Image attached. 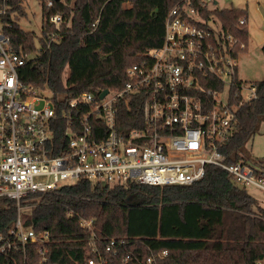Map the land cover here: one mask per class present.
<instances>
[{
  "label": "built area",
  "instance_id": "built-area-1",
  "mask_svg": "<svg viewBox=\"0 0 264 264\" xmlns=\"http://www.w3.org/2000/svg\"><path fill=\"white\" fill-rule=\"evenodd\" d=\"M9 1L0 0V199L15 200L19 214L0 234V264L48 262L50 233L25 224L22 200L82 179L125 188L190 185L214 164L238 185L264 190V168L244 160L228 163L221 152L235 134L232 87L242 100H250L256 90L249 86L252 93L243 99L246 83L237 84L239 39L222 24L209 25L196 0L171 8L162 44L127 68L121 88L108 89L104 97L84 91L66 103L21 77L28 55L7 33ZM197 1L203 8L214 0ZM53 4L47 1L48 7ZM50 21L59 24L62 16L52 15ZM240 24L248 25V18ZM139 102L140 114L124 115L125 103ZM81 225L91 226V221ZM125 245L124 239H111L105 252L93 248L86 264H108L105 253L118 254ZM166 254H152L143 263ZM134 258L132 252L123 254L124 262Z\"/></svg>",
  "mask_w": 264,
  "mask_h": 264
},
{
  "label": "trees",
  "instance_id": "trees-1",
  "mask_svg": "<svg viewBox=\"0 0 264 264\" xmlns=\"http://www.w3.org/2000/svg\"><path fill=\"white\" fill-rule=\"evenodd\" d=\"M38 1L41 34L21 27L20 17L27 15L24 0L9 1L7 33L28 55L21 77L66 103L84 91L99 95L121 88L127 68L162 44L166 18L183 0H54L51 7L48 0ZM195 4L213 22L209 25L222 24L238 37L236 51L248 49V25L240 24L248 18L247 7ZM55 14L62 16L59 24L50 21ZM250 86L256 90L250 100L231 90L235 134L221 146L228 163L249 161L247 143L264 120V78ZM140 103H125L124 115L140 114ZM22 205L25 224L50 233L46 264H86L85 256L93 248L104 250L111 239H124L126 245L118 254L105 253L108 264H144L164 250L167 254L153 264H264V204L214 164L190 185L133 183L125 188L82 179L56 192L30 194ZM18 214L15 200L0 199V234L9 231ZM83 220L91 226H82ZM126 252L137 258L124 262Z\"/></svg>",
  "mask_w": 264,
  "mask_h": 264
},
{
  "label": "rangeland",
  "instance_id": "rangeland-1",
  "mask_svg": "<svg viewBox=\"0 0 264 264\" xmlns=\"http://www.w3.org/2000/svg\"><path fill=\"white\" fill-rule=\"evenodd\" d=\"M23 5L27 15L24 14L25 16L20 17L21 27L40 35L42 27L41 3L38 0H24ZM211 5L215 7L234 5L248 8V49L240 51L237 68L239 78L246 81L247 86L242 90V97L248 99L252 93L249 88L250 84L264 78V0H214ZM228 90L227 83L223 94L224 100L228 96ZM247 154L249 161L264 168V120L261 122L259 130L247 143ZM247 188L264 204V190L252 185Z\"/></svg>",
  "mask_w": 264,
  "mask_h": 264
},
{
  "label": "water",
  "instance_id": "water-1",
  "mask_svg": "<svg viewBox=\"0 0 264 264\" xmlns=\"http://www.w3.org/2000/svg\"><path fill=\"white\" fill-rule=\"evenodd\" d=\"M108 93V89L104 90L101 94L100 97H104Z\"/></svg>",
  "mask_w": 264,
  "mask_h": 264
}]
</instances>
